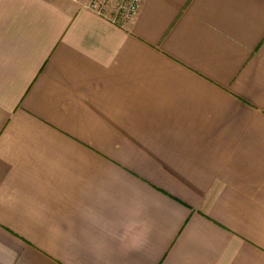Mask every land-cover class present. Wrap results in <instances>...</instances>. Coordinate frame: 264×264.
I'll use <instances>...</instances> for the list:
<instances>
[{"label": "crops", "instance_id": "0c3cea01", "mask_svg": "<svg viewBox=\"0 0 264 264\" xmlns=\"http://www.w3.org/2000/svg\"><path fill=\"white\" fill-rule=\"evenodd\" d=\"M0 0V264H264V0Z\"/></svg>", "mask_w": 264, "mask_h": 264}, {"label": "built area", "instance_id": "2783aa9c", "mask_svg": "<svg viewBox=\"0 0 264 264\" xmlns=\"http://www.w3.org/2000/svg\"><path fill=\"white\" fill-rule=\"evenodd\" d=\"M142 4L143 0H89L85 7L124 28L137 17Z\"/></svg>", "mask_w": 264, "mask_h": 264}]
</instances>
